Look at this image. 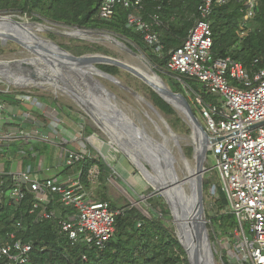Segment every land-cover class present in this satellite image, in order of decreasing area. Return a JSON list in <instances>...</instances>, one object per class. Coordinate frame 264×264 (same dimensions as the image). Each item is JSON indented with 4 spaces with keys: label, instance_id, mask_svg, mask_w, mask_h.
<instances>
[{
    "label": "built area",
    "instance_id": "2783aa9c",
    "mask_svg": "<svg viewBox=\"0 0 264 264\" xmlns=\"http://www.w3.org/2000/svg\"><path fill=\"white\" fill-rule=\"evenodd\" d=\"M227 2L202 0L197 7L198 19L183 44L171 53L166 70L177 78L195 80L215 99V103L205 102L195 95L190 97V105L202 119L206 134L218 140L208 147V159L210 157L213 161V167L205 173H216L226 200L223 213L235 220V227L225 242L227 264H264V67L252 71L230 58L213 59L209 20L214 6ZM243 2L246 21L253 18L257 1ZM140 3V0H102L97 17L109 20L116 7L136 10ZM126 25L139 33L156 54L162 52L163 46L154 31L160 25L157 16L146 22L130 13ZM183 89L191 94L184 85ZM15 100L19 105L33 104L28 94L18 95ZM16 117L0 107V155L10 165L17 166L15 172H7L0 159V177L7 174L14 184L11 189L0 188V209L3 205L19 208L29 193L33 201L29 214L39 210L37 220L49 221L57 218L55 212L47 211L54 196L57 204L74 212L57 221L60 231L66 234L71 244L81 241L102 249L114 233L119 212L112 211L107 202L92 200V192L98 184V168L93 166L88 170L89 189L84 187L80 172L65 183L43 177L49 157L39 155L32 147L48 146V155L50 150L57 148L61 164L69 168L96 156L86 150L83 143L77 142L79 138L65 141L56 126L62 121L56 118L38 119L33 113L19 116L18 120ZM24 124L30 127L23 128ZM10 126L14 128H8ZM20 143L37 159L35 166L24 165L20 153L14 157L7 155ZM74 143L80 144L77 149L72 148ZM26 147L21 148V153ZM207 191L212 199L218 198L216 185L209 184ZM21 229L22 224L18 221L14 230L0 239V264H31L32 245L16 237Z\"/></svg>",
    "mask_w": 264,
    "mask_h": 264
},
{
    "label": "trees",
    "instance_id": "16d2710c",
    "mask_svg": "<svg viewBox=\"0 0 264 264\" xmlns=\"http://www.w3.org/2000/svg\"><path fill=\"white\" fill-rule=\"evenodd\" d=\"M101 1L0 0V16L26 17L38 23L45 20L68 28L111 33L118 38L117 40H122L134 54L142 55L154 69L153 72L172 92L185 96L184 85L191 91L189 95L191 98L196 95L205 102L215 103V99L201 84L184 77L177 78L166 70L171 53L183 44L189 30L198 19L197 7L202 0H140V7L136 10L116 7L114 15L109 20H100L97 17ZM256 1L254 16L246 21H244L243 0H228L225 5L214 6L209 20L213 59L230 58L252 71L264 67V0ZM130 13L140 16L146 22L151 21L154 16L158 17L160 25L154 28V31L163 46L160 54H156L146 45L139 33L127 27L126 19ZM82 52L84 54L92 50L85 47ZM97 69L113 77L123 73L138 81L128 73L112 66H97ZM142 85L150 103L158 112L165 116H176L171 106L147 86ZM25 94V92H17L16 95L0 93V101L3 104L16 105V96ZM178 120L180 122V119ZM22 147L26 146L21 143L16 145L7 155L14 157L20 153L24 165L35 166L37 159L32 157L27 147L21 153ZM32 150L39 155L49 153L48 146L34 145ZM0 159L4 161L5 171H8L10 162L6 161L2 155ZM93 166L98 168L99 178L92 192V200L107 202L112 211L119 212L115 218L114 233L102 249L81 241L71 244L66 234L60 231L57 221L58 218L69 217L74 212L57 204L54 196L47 211L55 212L56 219L37 220L39 210L29 214L33 203L32 195L29 193L26 194L19 208L14 209L3 205L0 209V239L13 231L16 222L20 221L22 229L16 237L32 245L31 264H189L172 226H166L164 223V220L169 218L168 213L163 209L166 206L158 204L156 197L149 199L147 203L151 208L150 218H146L130 204L118 205L109 196L108 181L112 174L111 169L99 156L86 158L72 167L76 173H81L80 179L86 189L90 188L86 180L87 173ZM67 169L70 168L64 166V170ZM209 184V181L203 184V191L208 189ZM13 187L11 176L4 174L0 177L2 190ZM216 192L218 198L213 202L215 210L209 222L219 237H228L235 227V220L232 216L223 213L226 200L219 186H216ZM159 207L161 209L157 213ZM223 262L227 264L224 258Z\"/></svg>",
    "mask_w": 264,
    "mask_h": 264
},
{
    "label": "rangeland",
    "instance_id": "374dc122",
    "mask_svg": "<svg viewBox=\"0 0 264 264\" xmlns=\"http://www.w3.org/2000/svg\"><path fill=\"white\" fill-rule=\"evenodd\" d=\"M11 18L21 23L27 24L31 32L37 38L52 42L70 55L76 57L85 55H102L111 57L138 68L150 76H153L151 70L154 69L147 63L144 57L140 54L132 55L124 47H120L112 43L110 38H118L111 33L104 31L99 32L68 28L65 26L52 24L45 20L39 23L35 22L38 25H33L34 21L26 17L11 16ZM38 27H41V30L37 29ZM78 31H83L81 34L84 35V38L75 37L73 35L74 33H79ZM118 41L120 43H124L122 40ZM85 47L90 48L92 52L82 54V51ZM31 58H33L31 54L12 42H6L4 45L0 43L1 62L27 60ZM142 61L145 62L147 67L142 65ZM114 78H116L118 82H120L129 90H124L107 79L95 77V79H97L102 84L107 92L113 94L117 108L121 110L138 128L143 130L150 138L159 144L165 143L167 149L171 152L176 162V166L180 170L178 171L174 166L179 180L182 178H187V165L190 169H195L193 159L195 146L192 140L191 128L186 123L183 116L177 111H175L176 116H165L155 109L159 113L162 120L166 123V126L170 128L172 134L176 137L178 146L180 148L179 150L175 143L170 139V135L162 120H160L152 110H150L135 96L136 94L144 102L152 105L149 101L147 92L143 89L142 83L139 80L135 81L132 78L127 77L123 73ZM17 81L18 80L15 79L12 82L15 83ZM164 84L166 85L165 82ZM17 92H25L33 99V104H27L29 109L28 111L30 113L38 116V119L46 118L47 116L50 119L56 118L62 121V123H57L60 126L57 128L59 131L64 129L63 132H61L63 134L65 131H67V139L73 141V137L79 138L77 142L83 143L86 150L90 151L93 156H99L107 163L112 172L108 181V188L109 196L113 201H115L118 205L130 204L131 206L137 208L144 217L150 218L151 208L147 202L151 198H158V204H164L166 208L164 207L163 209L166 210L169 215V218L165 219L164 223L166 226H172L173 231L177 236L176 226L173 223L171 211L165 200L161 195L157 194L152 189V186L132 165L131 161L116 147V144L112 143L111 138L100 126H98L99 124H97L96 120L93 119L92 116H89L71 98H69L63 92L59 90L57 91L49 83H40L38 86L29 85L25 88H18L7 84L3 80H0V93H13L16 95ZM85 92L88 94L87 99L90 100L92 105H95L98 109H101L106 113H111L107 111V103L103 104L97 98L95 99V97H92V94H89L87 91ZM184 94L190 103L188 91L184 90ZM89 95H91V97ZM5 104L7 105L8 110L11 111L12 109L9 107L10 104ZM13 106L16 107L15 105ZM19 108L21 109L22 107L19 106ZM194 113L196 118L203 125L202 119L195 111ZM178 119H180V122ZM46 122L48 123L49 121L47 120ZM51 124L54 123L51 122ZM110 130L120 139L124 146H126L140 161L144 163L140 152L137 149L134 151L129 148L122 139L124 137H121L122 135L117 133L119 131H114L113 129ZM164 138L167 139L165 142ZM67 139H65V141H68ZM74 144L73 146L76 148H78V145H80ZM92 146L97 151L93 149ZM144 165L148 171L153 174L149 166L146 164ZM212 167L213 161L210 157L209 159L207 157L206 161L204 162V168L207 170L208 168ZM207 181H209L210 184L219 186V181L215 172L203 174L202 183L204 184ZM215 200L217 199H212L207 190L203 191L204 215L205 220L207 221L206 227L208 239L214 256V264H224L222 259L224 258L225 262L228 260L226 258L227 251L225 250V242L227 239L226 237H219L209 222V218L213 216L215 210L213 205ZM160 209L161 207H159L156 212L158 213Z\"/></svg>",
    "mask_w": 264,
    "mask_h": 264
},
{
    "label": "water",
    "instance_id": "95a60500",
    "mask_svg": "<svg viewBox=\"0 0 264 264\" xmlns=\"http://www.w3.org/2000/svg\"><path fill=\"white\" fill-rule=\"evenodd\" d=\"M6 19H9L10 23L15 25L22 32L26 33V35L16 36L3 32L0 33V43L4 45L6 42H12L33 56V58L27 60L5 62L0 61V80H3L7 84L18 88H25L29 85L38 86L40 83H49L50 81L57 82L61 85L63 84L64 87L73 90L77 95V97L72 95H68V97L71 98L89 116L93 117L92 112L86 106V103H89L88 100L85 99L88 96V94L85 92L87 91L89 94H92V97H95V99L97 98L103 104L107 103V111L111 112L113 115L107 119V122L116 131H119V133L122 135L121 137H124L122 139L129 148L134 151L136 148L138 150L142 148L134 139V137H137L138 141L142 142L143 144L146 143L149 146H153L159 150L161 157L166 160H163V168L169 167L170 169H173L175 166L178 171L180 170L176 166V162L171 152L167 149L165 143L159 144L150 138L143 130L138 128L121 110L117 108L113 94L107 92L102 84L97 79H95V77L107 79L124 90L129 89L118 82L113 76L105 74L97 69L96 66H112L128 73L135 79L139 80L142 84L147 86L160 99H162L166 104L171 106L175 111L179 112L183 116L184 120L191 128L192 140L195 146L193 155L195 177L191 178L190 174L188 173L187 179L189 191L192 196L191 201L187 202L184 198V195H182L184 199L179 202L178 212H180L179 221L181 222V225L176 229L178 230L177 239L184 253L186 254L189 264H213L214 256L208 239L206 227L207 221L205 220L203 208L202 180L203 174L206 172V169L204 168V162L208 157V147L218 140H214L206 134L203 125L194 115L191 105L186 97L180 93L172 92L170 88H168L164 82L153 72V70H151L153 76L160 80L161 84L156 83L153 77L144 71L111 57L102 55H85L76 57L70 55L52 42L37 38L31 32L27 24L14 20L9 16H0V20ZM33 25L38 24L34 22ZM78 32L82 33L83 31ZM110 40L112 43L127 49L132 55H136L124 43H120L115 38H110ZM141 63L147 67L145 62L142 61ZM15 79L18 81L15 83L12 82ZM89 96L91 97V95ZM135 96L150 110H152L160 120H162L159 113L152 105L144 102L136 94ZM84 102L86 103L84 104ZM162 122L166 126V123L163 120ZM166 129L170 135V139L180 150L176 137L172 134L170 128L166 126ZM166 140L167 139L164 138V142ZM116 147L128 158L120 146L116 144ZM131 163L142 175L138 167L133 162ZM147 166H149L153 174H156L155 167L150 165ZM143 169L146 173H150L145 166H143ZM177 184V180L169 182V186H171V188H178L177 186L179 185ZM152 189L157 194L162 196L171 211V207L162 194V191L153 186ZM172 217L173 220H175L173 214ZM182 238L187 244L190 245L189 248L184 246L181 241Z\"/></svg>",
    "mask_w": 264,
    "mask_h": 264
},
{
    "label": "bare ground",
    "instance_id": "6f19581e",
    "mask_svg": "<svg viewBox=\"0 0 264 264\" xmlns=\"http://www.w3.org/2000/svg\"><path fill=\"white\" fill-rule=\"evenodd\" d=\"M37 29L41 30V27H38ZM10 33L12 35H16V36H22V35H26V33L22 32L19 28H17L15 25H13L12 23L9 22V19L6 20H0V33ZM21 34H20V33ZM43 32V31H42ZM75 37H79V38H84V35L81 33H74L73 34ZM154 81L158 84H161L160 80H158L157 78H155L154 76H152ZM19 84V83H18ZM49 84L51 86H53L57 91H61L64 94L68 95H72V96H76V93L73 90H70L66 87H64V85L62 84H58L57 82H52L50 81ZM21 85V84H19ZM86 100L87 97L85 98ZM89 103L84 102V104L86 103V106L89 108V110L92 112L93 114V119L96 120V122L99 124L98 126H100L105 132L106 134L111 138L112 143L113 144H117L118 146H120L124 153L128 156V158L130 159L131 162H133L138 169L141 171L144 179L151 184L153 187H157L158 189H160L162 191V194L164 195L165 199L168 201L170 207H171V211L172 214L175 218V220H173V223L177 227H179L181 225L180 220V212H178L179 210V202H181L182 199H186L187 202L191 201V194L189 191V186H188V179L186 178H182L181 181L179 180L175 167H173V169H170L169 167L167 168H163L162 167V163L163 160H165L163 157H161L160 152L158 149H156L153 146H149L148 144H143L142 142L138 141L137 137H134V139L136 140V142L139 143V145L142 147L140 148V150H137L140 152V154L142 155L143 159H144V163L142 161H140L135 155L134 153H132L126 146H124V144L120 141V139L110 130L113 129L115 131V129L108 124V118L112 117L113 115L111 113H106L104 111H102L101 109H98L95 105H92L90 103V100H88ZM118 134H120L119 132H117ZM144 155V156H143ZM166 161V160H165ZM144 164L150 165L152 167H155L156 169V174H151V173H146L143 169V166H145ZM187 170L188 173L190 174L191 178L195 177V170H192L188 167L187 165ZM150 172V171H149ZM178 182L177 186L178 188H171V186H169V182L172 181H176ZM184 195V198L183 196ZM183 224V222H182ZM178 233V230H177ZM178 235V234H177ZM182 243L184 244V246L189 248V244H187L183 238H182ZM213 264H214V259H213Z\"/></svg>",
    "mask_w": 264,
    "mask_h": 264
},
{
    "label": "crops",
    "instance_id": "0c3cea01",
    "mask_svg": "<svg viewBox=\"0 0 264 264\" xmlns=\"http://www.w3.org/2000/svg\"><path fill=\"white\" fill-rule=\"evenodd\" d=\"M2 104L3 103H0V107H3V109L5 110V112L6 111L7 112H11L15 116H18V117L30 113L28 111L29 109H28L26 103L20 104V105L19 104H16L15 105L16 107H14L13 105H9V107L12 109L11 111L8 110V107H7V105L5 103H4L5 107ZM19 106L22 107V108L20 109ZM13 109H15V110H13ZM18 117H16L17 120H18ZM29 127L30 126L27 127L25 124L23 126V128H27V129ZM57 127H60V126L57 125ZM8 128H14V127L13 126L12 127L10 126ZM63 130L62 131H59L58 130V131H59L60 135H62V137L64 136V139H67V137H66L68 135V134L66 135L67 131H65V133L63 134V133H61V132H63ZM75 139H77V137L76 138L73 137V140H75ZM67 140H69V139H67ZM72 148L73 149H77L75 146H73ZM50 152H51L50 155H48V153L45 154L46 156L49 157V163H48V166H47V171H45L42 174V176L43 177H51V178L56 179L59 182H64V183L65 182H68L69 180L74 179V177L76 176L77 173L75 172L74 168H70V169L64 170V167L61 164V162H60V160H59V158L57 156V148H53L52 150H50ZM10 170H12V172H15L17 170V166L11 164L9 166V170L7 172H9Z\"/></svg>",
    "mask_w": 264,
    "mask_h": 264
}]
</instances>
